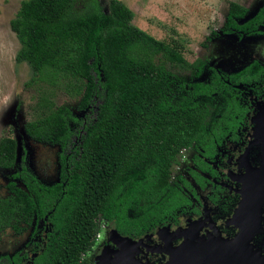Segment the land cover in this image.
Returning a JSON list of instances; mask_svg holds the SVG:
<instances>
[{"label": "trees", "instance_id": "obj_1", "mask_svg": "<svg viewBox=\"0 0 264 264\" xmlns=\"http://www.w3.org/2000/svg\"><path fill=\"white\" fill-rule=\"evenodd\" d=\"M78 1L24 0L9 22L19 43L15 63L29 67L30 83L62 86L80 98L79 111L94 97L100 100L69 173L60 177L67 178L64 185L39 188L23 171L28 193L10 184L11 197L0 198V229L34 210L38 216L49 212L53 233L33 264H81L100 233L99 220L133 238L163 225L175 206L170 180L180 152L213 129L208 122H230L244 113L240 91L264 85L258 63L232 77L212 71L210 81L189 83L185 74L198 77V60L188 63L119 14L101 12L95 1L77 11ZM245 14L243 6L229 3L222 33L264 32V6L239 24ZM68 117L67 108L43 100L24 133L58 145L69 136ZM16 155V142L2 139L0 167L12 168Z\"/></svg>", "mask_w": 264, "mask_h": 264}, {"label": "rangeland", "instance_id": "obj_2", "mask_svg": "<svg viewBox=\"0 0 264 264\" xmlns=\"http://www.w3.org/2000/svg\"><path fill=\"white\" fill-rule=\"evenodd\" d=\"M22 1L24 0H0V140L10 137L17 142L14 168H0L1 198L10 195L6 186L13 181L12 175L19 170L23 148L26 149V164L40 183L49 188L58 183L60 171L65 167V159L70 157L77 145L84 132L83 126L93 122L100 104V100L94 97L86 110L79 111L77 107L80 98L71 96L62 86L51 85L46 81L29 82V67L25 63H15L19 43L9 27V22L15 17ZM92 1L97 3L101 12H115L149 36L168 44L188 63L198 60L201 64L198 77L185 74L189 83L210 81L212 71L221 77H232L254 62L264 64V32L222 33L229 3H237L246 9V14L238 21L239 24H244L257 15L264 6V0H79L76 10H83ZM43 100L55 107H65L70 112V117L67 118L69 136L58 145L34 143L24 133V124L36 118ZM216 101L218 104L221 102L219 99ZM263 105L264 102L260 107L257 106L258 110ZM256 116L252 119V133ZM181 161L184 162V157ZM176 168L174 167L172 176ZM13 182L25 190L21 181ZM133 216L130 211L129 217ZM34 220L35 218L31 220L30 227L20 222L25 230L22 235H17L10 229L4 232L0 238V256L20 255L28 249ZM99 224L100 236L94 247L82 256L81 264L95 262L96 245L101 243L110 223L99 220ZM108 239L111 240L110 232ZM170 244L167 243V248L171 250L174 247H169ZM169 258L168 255L166 262Z\"/></svg>", "mask_w": 264, "mask_h": 264}, {"label": "flooded vegetation", "instance_id": "obj_3", "mask_svg": "<svg viewBox=\"0 0 264 264\" xmlns=\"http://www.w3.org/2000/svg\"><path fill=\"white\" fill-rule=\"evenodd\" d=\"M262 65L264 66V64ZM226 83L228 84V81ZM261 86L262 89L255 92L251 90L240 91L245 104L242 108L245 111L241 116H233L234 121L230 122H208V128L213 129H209L206 136L180 152L179 162L175 166L177 167L176 172L173 176L171 174L170 180V185L176 194L174 209L168 214L163 225H157L139 237H130L133 240L142 239L135 250L137 259L151 264H163L168 258V242L171 243L169 247L178 248L187 241L194 243L204 240L230 241L237 237L242 228L235 226L231 221L245 197L248 196L247 194L251 192L248 190L249 176L260 168L261 157L263 156L262 144L254 136V133L258 134L259 132L255 130L252 133L254 126L252 119L264 102V85ZM85 127L84 125L83 129ZM82 135H80L70 157L65 159V167L60 171L58 183H62V185L65 184L67 178L61 182L60 177L62 173H69L70 158L79 146ZM13 140L15 141V139ZM25 150V148L22 150L19 170L12 175L13 181H21L25 187V190H22L28 193L26 181L21 177L24 171L25 175L32 177L39 188H49L41 184L30 171L26 164ZM182 153L185 154L182 155ZM182 157H184V162L181 161ZM15 163L10 169L0 168L11 170ZM13 181L7 186L14 184L17 187ZM7 186L6 189L10 195L6 198H9L12 194ZM32 197L34 198L33 195ZM48 215L49 212H46L43 216H38L34 210L30 217L19 216L12 226L0 229V238L8 229L17 235H22L25 230L20 222L26 227H30L31 220L35 218L31 232L32 240L28 249L20 255L0 256V264L34 263L38 255L47 247L53 233V225ZM246 220V217L241 216L238 223L242 225L246 223ZM112 228H114V224L111 222L105 229L101 243L99 245L96 243V257L105 245L113 246L108 241V234ZM250 245L255 253L264 258V207L260 229L252 236Z\"/></svg>", "mask_w": 264, "mask_h": 264}, {"label": "water", "instance_id": "obj_4", "mask_svg": "<svg viewBox=\"0 0 264 264\" xmlns=\"http://www.w3.org/2000/svg\"><path fill=\"white\" fill-rule=\"evenodd\" d=\"M240 88V86H236ZM255 118V138L262 144L263 156L260 168L249 176L250 184L245 200L233 216V224L239 228V234L233 240H204L199 243L187 241L178 248L169 250V260L163 264H264V258L255 253L250 245L252 236L259 231L262 209L264 207V105ZM246 217V223L238 220ZM239 217V218H238ZM168 229V228H167ZM113 246L105 245L95 258L94 264H151L136 258L135 250L142 239L133 240L121 236L115 228L110 230Z\"/></svg>", "mask_w": 264, "mask_h": 264}, {"label": "built area", "instance_id": "obj_5", "mask_svg": "<svg viewBox=\"0 0 264 264\" xmlns=\"http://www.w3.org/2000/svg\"><path fill=\"white\" fill-rule=\"evenodd\" d=\"M99 238V235H97V239Z\"/></svg>", "mask_w": 264, "mask_h": 264}]
</instances>
